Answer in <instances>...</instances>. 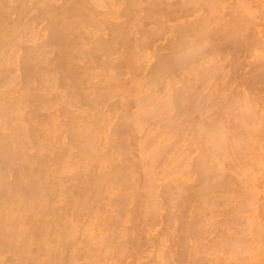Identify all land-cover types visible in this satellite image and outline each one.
Instances as JSON below:
<instances>
[{"label": "bare ground", "instance_id": "obj_1", "mask_svg": "<svg viewBox=\"0 0 264 264\" xmlns=\"http://www.w3.org/2000/svg\"><path fill=\"white\" fill-rule=\"evenodd\" d=\"M248 4L0 0V264L238 261L264 159Z\"/></svg>", "mask_w": 264, "mask_h": 264}, {"label": "rangeland", "instance_id": "obj_2", "mask_svg": "<svg viewBox=\"0 0 264 264\" xmlns=\"http://www.w3.org/2000/svg\"><path fill=\"white\" fill-rule=\"evenodd\" d=\"M243 1H245V0H243ZM257 1H258V2H257ZM252 2H253V3H252ZM254 2H255V4H254ZM259 2H260V3H259ZM262 2H263V3H262ZM243 3H245V2H243ZM243 3H241V5H242ZM247 3H248V2H247ZM257 3H258V5H259V4L261 5V8L258 7ZM225 5L228 6L227 4H225ZM236 5H237V4H236ZM241 5L238 4V6H241ZM251 5H252V6H251ZM260 5H259V6H260ZM247 6H248V7L250 6V10H251L252 12L255 11V12H254L255 15H253L252 12L249 10V12L253 15V17H254V16H258V17H260V18L262 19V21H261V19H260V22L263 23V21H264V7H263V6H264V0H254V1H253V0H249V4L246 5V6H244L243 10H244ZM255 6H256V7H255ZM239 8H240V7H239ZM252 8H253V10H252ZM240 9H242V7H241ZM248 9H249V8H248ZM245 10H246V9H245ZM258 10H260V13H261V14H260V13L258 14V12H259ZM252 15H251V19L253 18ZM259 15H261L262 17L259 16ZM258 17H257V18H258ZM257 18H254V19H257ZM258 19H259V18H258ZM258 19H257V20H254V21H258V22H259ZM260 22H259V23H260ZM262 23H260V24H262ZM262 27H263V28H262ZM256 28H257V27H256ZM260 28H261V29H260ZM260 28L258 27L257 30H259V31L261 30V32H257V34L254 33V32H256V31L253 32L255 35L260 34V36H257V37H259L260 39L263 38V39H261L260 41H258V38H257V43H258V42H261V43H262V40H264V37H262V36H264V26L260 25ZM160 42H161V41H160ZM263 42H264V41H263ZM257 43H256L255 46H256V47L259 46V47H262V48H260L259 50H256L257 48L255 47V48H256V49H255L256 52H255V53L253 52V54L251 53V56H252V55H255V56H253L254 58L251 57V56H249V58H250V57L253 58V59H250L252 63H254V60H255V62H257V61L259 60V61H258L257 63H255V64H256V66H257L258 68H260V66H261V68H260V70H261V69H264V68H262V66L264 67V47H263V45H261V44H259V43H258V44H259V45H258ZM262 44H263V43H262ZM257 45H258V46H257ZM259 47H258V48H259ZM258 51H259V52H258ZM258 56H259L260 58H259ZM255 57H256V59H255ZM249 58H243V59L241 58V59H242V60H244V59L246 60V59H249ZM257 59H258V60H257ZM250 60H248V63H249ZM252 60H253V61H252ZM256 60H257V61H256ZM244 62H245V61H244ZM246 63H247V61H246ZM258 63H259V64H258ZM142 64L144 65V63H142ZM255 64H254V66H255ZM258 65H260V66H258ZM246 67L249 68V66H246ZM248 68H245V67H244V70L247 71ZM244 70H242V71H244ZM260 70H259V71H260ZM262 71H264V70H262ZM256 75H257V77H259L258 74H256ZM256 75H254V76H256ZM142 76H143V74H142L140 77H139V75H138L139 78H142ZM252 76H253V74H252ZM260 78H261L260 80H261L262 82L259 81V82H256V84L263 83V81H264V80L262 79L263 76H261ZM254 79H255V78H254ZM256 79H257V78H256ZM252 82H253V80H252ZM254 83H255V82H254ZM256 84H255V85H256ZM253 85H254V84H253ZM255 85H254L255 89H258V87L260 86V89L257 90L258 92H259V90H262V89H261V85H262V84L259 85V86L257 85L258 87L255 86ZM263 85H264V83H263ZM232 87H234V86H232ZM263 87H264V86H263ZM263 87H262V88H263ZM242 88H243V87H242ZM242 88H241V89H242ZM238 89H239V88H238ZM263 89H264V88H263ZM262 92H264V91H262ZM260 93H261V92H260ZM252 94H253V93H251V95H252ZM258 94H259V93H258ZM258 94H257V95L253 94V96L255 95V96H257L256 98H260L261 96H259L260 94H259V95H258ZM261 94H262V93H261ZM249 96H250V95H249ZM253 96L249 97V99L252 98ZM255 96H254V97H255ZM263 96H264V93L262 94V97H263ZM131 97H132V96H130L129 98H131ZM256 98H254V99H255V102H254V103H256V104H254L255 107H254V105H253L254 110H257V109H255V108H257L256 105H258V103H259V102H257V99H256ZM249 99H248V100H249ZM115 100H116V99H113V100H110V101L112 102V101H115ZM259 100H262L261 102L264 104V99L261 98V99H259ZM249 101H250V100H249ZM261 102H260V103H261ZM260 103H259V104H260ZM262 103H261V105H260L259 108H261V107L263 108V107H264ZM262 108H261V109H262ZM51 111L53 112V110H51ZM258 111H260V110H258ZM258 111H257V112H258ZM56 113H58V112H56ZM258 114H259V113H258ZM113 119H114V121L116 120V118H113ZM113 119H112V120H113ZM112 120L109 121V122H111V123L108 125L107 129L105 128V131H104V129H103V131H104L103 133H104V134L101 132L102 135L100 134L101 137L99 136L100 139H101V138H102V139L104 138L103 140H100V142L98 141L99 144L102 143L101 145H103V144H107V143H108V142H107V141H108L107 136H108V135L110 136V133H112L110 126L113 127L112 124H114V121H112ZM115 122H116V121H115ZM106 126H107V125H106ZM132 141H133V140H132ZM105 142H106V143H105ZM98 143H97V144H98ZM181 144H182V143H180V146H181ZM182 145H183V144H182ZM132 147H134V144H133ZM131 149H132V148H131ZM134 149H135V148H133V150H134ZM112 150H113V149H112ZM112 150H111L110 152H113ZM246 151H248V150H246ZM256 151H257V150H256ZM256 151H255V152H256ZM71 152L74 153L75 150H74V151L71 150ZM248 152H251V153H252L251 150L248 151ZM244 153H245V152H244ZM253 153H254V151H253ZM256 153H258V152H256ZM109 154H110V153H109ZM191 154H192V155H190L191 158H193V157L195 158V157L197 156V152H196V151H195V152H192ZM195 154H196V155H195ZM247 154H248V153H247ZM247 154L245 155L246 157H247ZM114 155H115V154H112L113 157H112V156H111V157H112V158H115L116 156H114ZM249 155H250V153H249ZM251 155H252V154H251ZM251 155H250V156H251ZM192 156H193V157H192ZM245 156H244V157H245ZM250 156H249V158H250ZM255 157H256V155H255ZM255 157H254V159H255ZM251 158H253V156H252ZM262 158H263V157H262ZM75 159L77 160V158H75ZM75 159H74V160H75ZM243 159H244V158H243ZM74 160H73V161H74ZM76 160H75V161H76ZM248 160H249V159H247V160L244 161V162H249V163H251V159H250V161H248ZM256 160H257V159H256ZM256 160H255V161H256ZM75 161H74V162H75ZM253 161H254V160H253ZM255 161L252 162V163H255ZM258 161H259V160H258ZM263 161H264V159H263ZM263 161H262V160H261V162H260V161H259V162L256 161V163H258V165H259V163H262ZM115 162H116V161H115ZM249 163H247V165H249ZM263 163H264V162H263ZM70 165H71V163H69V166H70ZM253 165H254V164H253ZM256 165H257V164H256ZM258 165H257V166H258ZM262 165H263V166H262ZM262 165H260V167L258 166V169L256 168L257 166H255V168H256L257 170H256L255 168L251 169V171L254 172L253 174H255V175H254L255 177H253V179H254V178L257 179L256 176L258 177V179H259L260 177H261V178H260L259 180H257V181H259V182H257L256 180H255V181H252V183H254V184L252 185V186H253V189L255 188L254 192L252 193V194H253L252 196L255 195V196H254L255 198L253 197L254 199L252 198V200H254V201H253V202H250L251 204L249 203L251 206H249V204H247V205L249 206V208L251 207V208H255V209H253L251 212H250V211H249V212L246 211V214L244 213L245 211L243 212L244 216L242 215V217H244V218L240 217L241 220H242V219L245 220V221H243V223H247L248 221L246 222V220H249V219H250L251 221L253 220L252 222H253L254 225H255L256 222H257L258 224L261 223V224L264 225V210H263V208H264V199H263V198H264V197H263V194H264V185H263V184H264V179H263V178H264V164H262ZM250 166H251V164H250ZM72 167H73V169H75V172H74V170L72 169ZM251 168H252V166H251ZM259 168H260V170H259ZM70 169L73 170V171L70 170L71 173H72V172L76 173V172L78 171V169L76 170V165L71 166ZM254 169H255L256 171H255ZM253 170H254V171H253ZM251 171H250V170H249V172L246 171V172H245V173H247L246 176H248V173L250 174ZM252 172H251V173H252ZM72 174H73V173H72ZM253 174L249 175V177H250V176H253ZM259 176H260V177H259ZM250 178L252 179V177H250ZM250 178H248V179H250ZM253 179H252V180H253ZM248 181H249V180H248ZM250 181H251V180H250ZM261 181H263V183H261ZM250 183H251V182H250ZM256 186H257L258 188H259V187H260V188L258 189ZM249 188L252 189V187H249ZM253 189H252V190H253ZM262 190H263V192H262ZM255 191H256V192H255ZM259 192H260V193H259ZM249 193H250V192H249ZM249 193H248V194H249ZM257 193H258L259 195H258ZM256 194H257V195H256ZM248 196H250V195H248ZM252 196H250V198H251ZM259 199H260V200H259ZM250 200H251V199H250ZM256 201H257V202H256ZM252 203H255L256 205H252ZM257 204H258V205H257ZM262 204H263V207H262ZM248 206L245 207L247 210H248ZM256 206H257V207H256ZM246 209H245V210H246ZM256 210H257V212H259V210H261V212L257 213ZM254 211H255V212H254ZM262 211H263V212H262ZM253 212H254V214H253ZM248 214H249V215H248ZM83 215L85 216L86 214L83 213L82 216H81V218H82V217L84 218ZM245 215H246V217L248 216V218H246ZM255 215H256L257 217H256ZM250 216H251V217H250ZM260 216H261V217H260ZM258 217H259V218H258ZM83 218H82V220H84ZM86 218H87V217H85V219H86ZM159 218H160V217H158V219H159ZM245 218H246V219H245ZM219 219H220V217H219ZM219 219L217 218V220H219ZM258 219H259V220L261 219L260 222H259ZM241 220H240V221H241ZM256 220H257V221H256ZM255 221H256V222H255ZM261 221H262L263 223H262ZM252 222H251V223L248 222L247 225H248L249 227L244 228V229H246V230H243V229L241 230L240 233H241V234L243 233L242 235H244V236H242V235L238 232V233L240 234V235H238V237H240L239 240L242 239V241H243L244 239H246V240L243 241V243L245 242L244 244H243L242 242H240V247H245V249H243V248L240 249V248L238 247L239 250H242V251L244 250L243 253L239 252V253H240L239 256L243 254L242 256H240V258L243 260L244 257H245V260H243V262H242V260H240V258H239V256H238V258H237L238 261L236 262V260H234V261L236 262V263H234V261H233L234 264H239V263H240V264H262V263H263V264H264V255H263V254H264V251H263V250H262V251H259V250L261 249V246H262L263 249H264V245H263V244H264V240H263V239H264V236L261 237V238H263V239H261V240H262V241H261V240L258 238V237H259L258 235H256V236L254 235L255 233H257V231H256V229L252 228V226H251ZM160 223H161V222H159V224H160ZM253 224H252V225H253ZM261 224H259V225L261 226ZM259 225H258V226H259ZM158 226L160 227V225H158ZM158 226H157L155 229H158V228H159ZM250 226H251V227H250ZM256 226H257V225H256ZM239 227H240V226H239ZM262 227H264V226H262ZM240 228H241V227H240ZM248 228H251V229L248 230ZM255 228H256V227H255ZM155 229H154V230H155ZM252 229H254V230L252 231ZM154 230L151 232L152 235H154L155 232H156V231H154ZM250 230H251V231H250ZM243 231H245V232H243ZM254 232H255V233H254ZM208 233H209V234H208ZM208 233L203 234V239H201V241L203 242V244L206 243V245H207V244L210 245V244H211L212 237H213V236H217L216 231L208 232ZM244 233H246V234H244ZM253 233H254V234H253ZM212 234H213V235H212ZM251 234H252V235H251ZM204 235H205V236H204ZM254 236H255V237H254ZM257 236H258V237H257ZM204 237H205V238H204ZM210 237H211V238H210ZM236 237H237V235H236ZM238 237H237V238H238ZM241 237H243V238H241ZM244 237H245V238H244ZM252 237H253V238H252ZM214 238H215V237H214ZM247 238H248V239H247ZM258 240H259L260 242H259ZM209 241H210V243H209ZM246 241H247V242H246ZM167 242H168V241H167ZM167 242H165V244H166V245H164L165 247H164V246H163V247L161 246L162 248L160 247V249H159L158 247H156V249L158 248V250H157V254H159L160 256H164V255H165V256H169L168 254L171 253L172 248L169 246L170 244L167 243ZM250 242H251V243H250ZM253 242H254V243H253ZM147 243H148V242H147ZM258 243H259V244H258ZM260 243H261V244H260ZM93 244H94V243H93ZM93 244H92V247H96V246H97V245H95V244L93 245ZM167 244H168V245H167ZM257 244H258V245H257ZM145 245H146V246H145ZM246 245H247V246H246ZM248 245L250 246V249H249V246H248ZM259 245H260V246H259ZM143 246H145V247L148 246V248H145V250H144V248L142 249V251H144V252H142L141 254H142V256H144V257H142L143 260H141V261H144V262H145V261H149V260H150L149 258H150L153 254L156 255V249H154L155 247L149 246V244L147 245L146 242L144 243ZM254 246H255V247H254ZM149 247H150V248H149ZM166 247H167L168 249H166ZM169 247H170L171 249H170ZM246 247H247L248 250L246 249ZM258 247H260V248H258ZM255 248H256V249H255ZM169 249H170V251H169ZM146 250H147V251H146ZM151 250H152V251H151ZM154 250H155V251H154ZM161 250H163V251H161ZM164 250H166V252H164ZM246 251H247V252H246ZM161 252H162V253H161ZM257 252H258V253H257ZM259 252H261V253H259ZM262 252H263V253H262ZM165 253H167V255H166ZM244 253H246V254L244 255ZM255 253H256V254H255ZM163 254H164V255H163ZM170 255H171V254H170ZM257 255L260 256V257H258ZM165 256H164V257H165ZM210 256H211V255H209V256L207 255L206 257L209 258ZM249 257H250V259H249ZM165 258H166V257H165ZM210 258H212V257H210ZM148 259H149V260H148ZM247 259H248V261H247ZM168 260H170V262H168ZM171 260H172V258H170V259L166 258V261H167L168 263H171ZM260 260H263V261H260ZM83 261H84V260L80 259L79 264H85ZM255 261H256L257 263H256ZM76 262L78 263V261H76ZM162 262H163V261H162ZM162 262H161V263H162ZM167 262H164V263H165V264H168ZM208 262H209V261H207V264L211 263V262H209V263H208ZM109 263H110V262H109ZM109 263H108V264H109ZM164 263H163V264H164ZM74 264H76V263H74ZM103 264H106V263H103ZM171 264H172V263H171ZM173 264H174V262H173ZM205 264H206V263H205Z\"/></svg>", "mask_w": 264, "mask_h": 264}]
</instances>
